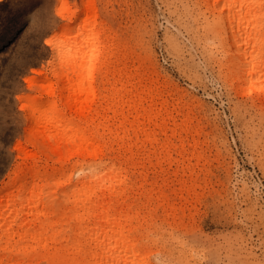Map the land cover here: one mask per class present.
Listing matches in <instances>:
<instances>
[{
	"label": "rangeland",
	"instance_id": "374dc122",
	"mask_svg": "<svg viewBox=\"0 0 264 264\" xmlns=\"http://www.w3.org/2000/svg\"><path fill=\"white\" fill-rule=\"evenodd\" d=\"M84 1H0V194L13 192L31 164L28 113L53 81L45 40L58 38ZM95 7L97 22L110 25L115 63L122 68L126 58V70L154 80L157 106L164 103L175 124L187 120L191 131L173 142L183 155L136 144L123 212L130 235L153 252L148 263L264 264V107L228 72L214 16L201 0H95ZM38 163L44 166L42 157ZM30 256L50 264L36 254L18 261Z\"/></svg>",
	"mask_w": 264,
	"mask_h": 264
},
{
	"label": "bare ground",
	"instance_id": "6f19581e",
	"mask_svg": "<svg viewBox=\"0 0 264 264\" xmlns=\"http://www.w3.org/2000/svg\"><path fill=\"white\" fill-rule=\"evenodd\" d=\"M201 1L214 16L228 72L264 107V0ZM97 18L95 0H85L69 12L61 35L45 40L52 46L53 81L43 88L47 99L28 113L31 164L19 171L13 192L0 194V264H20L19 255L29 254L50 264H149L153 254L125 227L131 218L123 197L128 175H134L128 169H135L138 142L183 155V145L173 142L190 135L189 122L175 124L164 103L157 106L154 80L126 70V58L122 68L115 63L110 25ZM191 141L193 156V136ZM26 264L37 263L30 256Z\"/></svg>",
	"mask_w": 264,
	"mask_h": 264
}]
</instances>
